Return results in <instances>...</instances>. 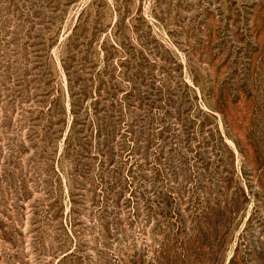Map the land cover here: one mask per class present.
Segmentation results:
<instances>
[{"label": "rangeland", "instance_id": "obj_1", "mask_svg": "<svg viewBox=\"0 0 264 264\" xmlns=\"http://www.w3.org/2000/svg\"><path fill=\"white\" fill-rule=\"evenodd\" d=\"M0 264H264V0H0Z\"/></svg>", "mask_w": 264, "mask_h": 264}, {"label": "trees", "instance_id": "obj_2", "mask_svg": "<svg viewBox=\"0 0 264 264\" xmlns=\"http://www.w3.org/2000/svg\"><path fill=\"white\" fill-rule=\"evenodd\" d=\"M68 81H69V83H70V97H71V111L73 112V113H75V109H74V98H75V95H76V92L75 91H73V88H72V85H71V78L69 77V74H68ZM75 122H76V119H75V117H73L72 118V122H71V127H72V129H74V124H75ZM71 127H70V129H71Z\"/></svg>", "mask_w": 264, "mask_h": 264}]
</instances>
